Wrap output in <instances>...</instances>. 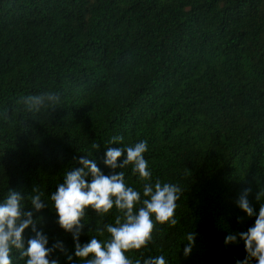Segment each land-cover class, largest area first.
I'll list each match as a JSON object with an SVG mask.
<instances>
[{
  "label": "trees",
  "instance_id": "trees-1",
  "mask_svg": "<svg viewBox=\"0 0 264 264\" xmlns=\"http://www.w3.org/2000/svg\"><path fill=\"white\" fill-rule=\"evenodd\" d=\"M45 91L61 95L51 110L32 115L18 102ZM0 114V200L9 188L26 198L36 188L51 206L81 156L92 153L108 175L106 148L120 146L109 145L113 136L121 146L147 140L152 181L182 192L177 224L155 226L145 257L235 264L243 242L225 245V236L255 220L236 200L248 188L257 213L264 202V0H0ZM119 170L142 191L131 164ZM115 214L89 208L79 242ZM36 215L49 246L62 241L72 254L55 211ZM188 232L195 245L185 257ZM127 255L141 258L139 250ZM51 258L83 264L59 250Z\"/></svg>",
  "mask_w": 264,
  "mask_h": 264
},
{
  "label": "clouds",
  "instance_id": "clouds-1",
  "mask_svg": "<svg viewBox=\"0 0 264 264\" xmlns=\"http://www.w3.org/2000/svg\"><path fill=\"white\" fill-rule=\"evenodd\" d=\"M18 102L26 112L36 115L58 106L61 95L45 91L23 96ZM122 141L123 137L113 136L109 145L120 146L107 147L104 153L103 164L112 170L111 174H104L92 153L81 156L78 163L82 167L65 172L63 181L51 193V206L42 199L43 192L36 188L27 198L23 192L9 188L6 197L0 200V264H13L14 252L19 253L24 264H59L58 259L51 258L56 250L65 253L68 262L75 256L83 264H169L164 255L145 257L144 250L153 243L157 224L169 227L177 224L176 202L182 189L175 183L152 181V171L144 155L148 151L147 140L131 146H121ZM93 148L99 149V145L94 144ZM129 164L138 180L143 181L142 191L125 182L123 171H116ZM250 191L245 188L236 205L248 217L255 216L253 225L246 231L230 233L224 239L225 245L243 242L245 256L237 258L235 264H264V202L258 192L256 199L261 204L257 213L248 200ZM26 199L30 207L26 206ZM46 206L55 211L59 227L72 235V254L67 253L62 241L57 240L49 246L48 235L38 228L43 216L36 214L42 213ZM89 208L99 217H107L115 209V219L114 223L102 222V226L95 228L97 235L81 244L82 221ZM26 230L32 235L26 236ZM105 233L106 238H97L104 237ZM184 241L187 243L183 255L188 257L195 245V233L188 232ZM132 250H139L141 258L130 259L127 253Z\"/></svg>",
  "mask_w": 264,
  "mask_h": 264
}]
</instances>
